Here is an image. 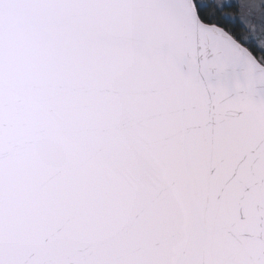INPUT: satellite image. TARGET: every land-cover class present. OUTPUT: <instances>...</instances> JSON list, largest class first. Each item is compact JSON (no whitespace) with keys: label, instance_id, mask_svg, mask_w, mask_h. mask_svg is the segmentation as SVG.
I'll return each mask as SVG.
<instances>
[{"label":"snow or ice","instance_id":"obj_1","mask_svg":"<svg viewBox=\"0 0 264 264\" xmlns=\"http://www.w3.org/2000/svg\"><path fill=\"white\" fill-rule=\"evenodd\" d=\"M0 264H264V0H0Z\"/></svg>","mask_w":264,"mask_h":264}]
</instances>
